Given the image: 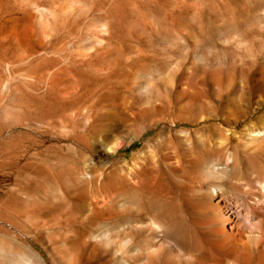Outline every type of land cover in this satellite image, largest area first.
Here are the masks:
<instances>
[{"label":"rangeland","instance_id":"rangeland-1","mask_svg":"<svg viewBox=\"0 0 264 264\" xmlns=\"http://www.w3.org/2000/svg\"><path fill=\"white\" fill-rule=\"evenodd\" d=\"M252 44L259 60L264 0H0V264H126L127 251L137 258L148 242L161 244L167 264V241L185 251L183 263L191 252L223 257L210 231L220 222L215 194L255 202L264 164L241 158L226 176L192 186L204 144L199 126L180 120L170 129L157 114L189 108L187 73L214 99L211 63L229 57L227 47ZM115 139L120 149L107 152ZM94 166L136 171L135 192L95 212L82 209L91 197L73 173L84 168L78 175L86 181ZM18 174L26 188L15 197ZM164 192L177 194L180 223L147 213ZM92 217L98 228L89 246L73 227ZM139 225L134 237L124 234ZM250 252L237 254L236 264H264L259 250Z\"/></svg>","mask_w":264,"mask_h":264},{"label":"bare ground","instance_id":"bare-ground-1","mask_svg":"<svg viewBox=\"0 0 264 264\" xmlns=\"http://www.w3.org/2000/svg\"><path fill=\"white\" fill-rule=\"evenodd\" d=\"M249 46H245L244 49L240 50H231L227 47L225 52L229 57L221 60L220 56H217V61L211 63L210 75L214 85L212 89L214 99L209 96V93H204L203 83L195 80L187 73L184 77L185 86L183 91L190 95L187 101L189 108H168L160 110L157 114V120L167 123L170 129L180 120L199 126L197 129L194 128V131L200 134L204 144L202 151H199V155L193 160V170L189 173L192 186L201 188L209 179L226 176L229 171L227 168L236 166L235 164L241 158L245 160L251 157L264 164V46L259 51V55H261L259 60L255 58L253 52L254 44ZM237 51L238 53L235 54ZM26 74L29 77H34V79L37 77L42 82L43 75L39 76L38 71L35 73L26 70ZM202 96L205 97L202 98ZM155 122L157 123V121ZM231 126L236 127V130L232 129ZM143 130H145V125L128 137V144L138 138ZM119 141V139H115L107 143L105 146L107 152L111 150L116 152L120 149ZM78 173H81L80 175L85 174L84 168L76 169L73 173V179L76 183H81L80 188L85 189L84 187H86V195L91 197L89 202L85 201L81 205V208H86L91 212H95L97 208L108 202L118 203L121 199H125L129 192H135L130 182H137L140 179L136 171H130L128 175H124L119 172L117 166L112 167L110 170L107 167L94 166L90 179L86 181ZM14 183L16 186H13V194L17 197L20 192L25 190L26 185L21 181L19 174L18 177L14 178ZM116 183L121 186H116ZM110 184L113 186H110ZM261 187L262 189H255L252 192L257 200H254L255 202L251 204L250 202L247 204L244 202L242 205L229 200L221 194V190L215 194L211 207L220 214V222L214 221V219V224L211 223L214 226H210V231L215 237L217 247L224 248L223 257L216 262H212L206 260L204 256L191 252L188 257L191 262L183 263L182 260L187 261L185 251L167 241L165 245L169 252L164 256L166 257V263L236 264L237 254L249 257L253 248L260 251V256L264 260V207L262 206L264 203L261 205V201H264V183ZM147 210L149 214L157 211L164 213L173 219V223H180L181 221V207L176 193H162L156 198L155 202H149ZM15 216L16 212L13 214L14 218ZM103 217L113 218L114 216L105 215ZM117 218L121 219L122 217H115V219ZM96 222L98 221L94 220L93 217L87 219V222L81 218L78 220L77 226L73 227L86 245H95L93 242L86 241V238H91L92 234L94 235L95 230L98 228ZM151 223L154 224V227L161 225L153 218ZM140 227V225L134 226V228L131 226L130 228L125 227L123 231L125 235L134 237L135 232ZM149 243L143 251L138 252L137 258L127 251L126 264H160L162 259L160 253L165 249L162 248L161 244Z\"/></svg>","mask_w":264,"mask_h":264}]
</instances>
